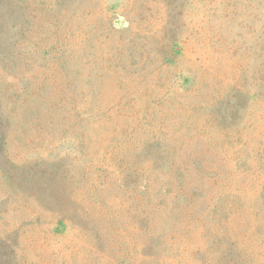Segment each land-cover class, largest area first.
<instances>
[{"label":"rangeland","instance_id":"374dc122","mask_svg":"<svg viewBox=\"0 0 264 264\" xmlns=\"http://www.w3.org/2000/svg\"><path fill=\"white\" fill-rule=\"evenodd\" d=\"M0 264H264V0H0Z\"/></svg>","mask_w":264,"mask_h":264}]
</instances>
